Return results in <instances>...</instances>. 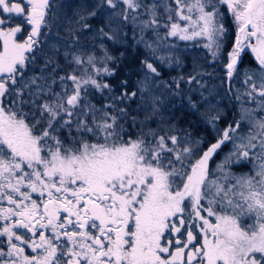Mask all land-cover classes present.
Wrapping results in <instances>:
<instances>
[{"label": "snow or ice", "instance_id": "obj_1", "mask_svg": "<svg viewBox=\"0 0 264 264\" xmlns=\"http://www.w3.org/2000/svg\"><path fill=\"white\" fill-rule=\"evenodd\" d=\"M118 3L124 7L107 16L110 30L119 32L130 22L139 28L137 43L150 55L159 50L158 30L165 27L167 36L205 39L203 47L213 60L224 56L229 34L223 7L235 25L234 43L224 56L225 78L231 81L241 71L242 54L250 51L257 67L242 70L244 95L256 107H246L237 96L240 118L217 129L218 139L202 154V141L194 146L187 136L175 134L172 125L124 139L127 133L119 120L126 110L117 109L116 102L138 93L142 99L149 96L156 87L157 67L148 58L142 60L146 71L136 90L129 93L128 81L122 80L125 90L100 107L88 99L89 87L113 93L112 85L97 79L114 74L107 67L114 58L106 50L102 57L72 53L70 63L76 69L69 75L56 77V64L48 76L25 79L42 29L50 32L58 18L52 0H0V12L9 16L0 18V264H264V116L258 115L264 112V0H100L87 15L77 12V23L89 29L84 21L96 16V9L103 10L104 4L116 9ZM13 15L23 16L31 27L23 42L16 39L20 26L4 27ZM149 30L156 34L155 42L145 40ZM98 32L115 38L103 28ZM52 49L58 52L59 46ZM54 63L48 58L45 69ZM201 75L190 76L188 83H199ZM57 80L59 92L52 87ZM174 82L178 87L179 81ZM25 90L33 104L50 97L38 106L41 119L33 116L34 123L16 100L5 104V97L19 98ZM211 95L201 97L209 111L215 109ZM201 101L188 99L197 111ZM158 102L152 99L153 112ZM219 119L217 114L207 122L216 128ZM242 122L249 125L245 136L237 134ZM61 129L68 130L70 143L60 138ZM227 143L233 150L210 169V160ZM233 157L235 162L251 160L252 171L232 173ZM245 219L252 223L245 224Z\"/></svg>", "mask_w": 264, "mask_h": 264}, {"label": "trees", "instance_id": "obj_2", "mask_svg": "<svg viewBox=\"0 0 264 264\" xmlns=\"http://www.w3.org/2000/svg\"><path fill=\"white\" fill-rule=\"evenodd\" d=\"M98 3H100L99 0H72L70 8L66 10L64 14L59 15L61 18L60 20L57 21L67 24V26H70L72 30L70 31L64 30L63 29L65 28L64 25L55 26V30L56 29L59 30L58 36L57 33H54L56 39L55 44L59 46V51L58 52L53 51L52 49L53 43L52 44L44 43L42 45L44 53H42L40 46L36 47L33 53L29 54L30 56L34 55L35 60L34 62L28 63L24 71L25 79H28L31 76H48V74L52 72V68L55 67L56 64H59V68H57V71L55 73L56 77L69 75L73 73V71L76 69V65L74 63H70L72 59L71 56L72 53L94 54L97 57H102L104 56L106 50L107 54L114 58L113 60L107 62V67L113 70L114 74L111 76L102 75L97 77V79L103 83H108L112 85L113 93H109L107 89L100 91L89 87L88 99L90 100V102L92 104H95L97 107L110 103L111 99H109L108 101L107 95L114 94L115 96L118 97L120 96L121 92L125 90L120 86V82L122 80L128 81L127 91L129 93L135 91L134 82L135 79L139 76V69L142 66L141 61L145 59L147 53L146 50L142 47L141 43H137V41L140 39L139 30H133L132 26L124 24L123 29L121 31L112 32L109 28L108 23L106 22L107 20V14L105 13L106 6H104L103 10L96 9L97 15L94 17H88V19L84 21V23L90 25L89 29H82L81 24L77 23L79 19V15H87V12H90L92 9H95L96 4ZM81 5H86V11L81 10ZM107 11H108V6H107ZM77 12L79 13V15L76 14ZM229 17L231 18L230 15ZM229 17L227 15V20L232 28V24L230 23ZM17 25L18 24L9 22L6 23L4 26L13 27ZM100 28H103L105 32H108L110 36H114L115 38L110 39L108 36H101L98 32V29ZM134 31L136 33L135 38L133 37ZM74 39H77L78 43H74L73 42ZM101 45H103V47H101ZM66 51L69 53V56L67 58L64 56V52ZM48 58H52L55 61V63L49 65L45 69L44 60L46 61ZM243 64L247 66L257 67L255 61L253 60V57L249 52L243 53L242 62L239 63L238 68ZM99 66H103L102 62ZM76 74L79 75L80 74L79 71H76ZM163 75L165 78H167L166 73H163ZM223 75H224V69H223ZM233 78L231 79L228 88L226 87L224 80L225 94L226 96H228V98L227 99L223 98L224 101L221 100V102H222V106H226L227 113L230 114V116L227 117L224 115L221 116L219 120H217L218 122L216 123V126L217 128L220 129H223V127L225 126L227 127V125L233 122L235 119V113L233 108L235 106V102L237 101V99L234 96V86H236L237 84H234L235 78L234 79ZM168 80H170V84L173 86H177V84L174 81H179L178 87L184 86V79L180 80V79H175L173 77L171 78L169 77ZM39 82L40 81H38V83ZM48 82L49 83L51 82V78H49ZM65 83L67 88L70 89L71 82L66 81ZM20 86L21 85L18 82L17 87ZM52 87H53V91L56 92L61 91V84L59 83L58 80L57 83L54 84ZM99 94H102V98L99 97ZM32 99L33 97L29 95L27 90H25L24 94L19 98L14 95L4 98L5 104H9L11 101L16 100L17 106L22 108L23 112L30 113L31 115L29 116L28 119L29 123L35 122L32 119L33 116L35 117V119H41V113L38 110V106L42 104L45 99H50V97L47 96L40 97L36 100L35 104L31 102ZM177 100H179L180 102ZM177 100L176 99L175 101L169 100L165 105L166 108L170 110H175V113L180 114L179 125L183 129V132L188 134L189 136H194L195 138L199 136L202 137V147H203L202 151L207 150V147L210 146L211 143L216 142V133L214 129L211 127L212 124L207 122L208 115L205 116L206 117L205 120L204 114L199 115L195 111H192L190 109L187 110L183 108L182 101L185 100L188 103V100L186 98L185 99L180 98ZM116 108L126 110V115L124 117L125 120L120 119L119 121L123 123H127L128 127L130 128L136 129V127L138 126L137 113L140 112L139 98L134 97L132 99H124L123 101H117ZM109 110H111V112L114 111L113 109H108V111ZM134 115L136 116L135 121L133 120ZM143 116H144V111L142 112V118ZM43 120L44 121L47 120V115H44ZM226 122L229 123L226 124ZM133 124H135L136 127ZM72 135H76L74 125H73ZM59 136L61 139L64 140L66 144L71 142V137L69 136V132L67 129H61ZM227 147L228 144L222 146V150H220L218 154H216L214 158L210 160L209 164H212L213 161H215L218 158L221 151H224ZM200 154H202V152ZM246 165H247L246 163H237L232 166V169L234 171H238L237 169H240V167ZM244 223L248 224L249 220L245 219ZM26 251H28V253L31 254L30 250L26 249Z\"/></svg>", "mask_w": 264, "mask_h": 264}, {"label": "rangeland", "instance_id": "obj_3", "mask_svg": "<svg viewBox=\"0 0 264 264\" xmlns=\"http://www.w3.org/2000/svg\"><path fill=\"white\" fill-rule=\"evenodd\" d=\"M17 2H20V0H17ZM145 2H151V0H145ZM171 2L172 0H169V3ZM71 3H72V0H52V4H53L52 11L56 13V16H58L57 21L60 20L61 18L59 15L64 14L66 10L70 8ZM104 6H106L105 13L107 14V16L112 12L121 11L124 7L123 4L118 3V7L116 8V10L108 7V11H107V5L104 4L103 8ZM159 11L163 13L162 8L159 9ZM221 11L225 12L226 19L224 23H225L226 28H228V33H229L228 36L226 37V48L224 49V56H226L227 51H230V48L234 41L235 28L233 27L234 24L232 23V20L229 17L230 14H227L226 10L223 7L221 8ZM227 15L229 17L230 23L232 24V28L227 20ZM0 18L8 20L9 16L8 14L0 12ZM142 18L146 19L147 17L145 16ZM10 22L14 24H18L17 26L21 27L22 33L17 34L16 39L18 42H23V40L27 38L28 32L31 31V27L26 24L23 16L13 15L10 19ZM165 22H166V14L163 15V18L161 19V24H164ZM180 23L183 26V22L181 21ZM57 25H62V26L64 25L65 26V28H63L64 30H69V31L72 30L70 26H67V24L65 23L57 22L56 26ZM127 25H130L133 28V25L130 22L127 23ZM13 27H16V26H13ZM115 27L116 25L115 23H113L111 25V28H115ZM5 28L7 29L8 27H5ZM133 30H139V28H135V29L133 28ZM57 32H59V30L57 29L55 30V27H53L50 32L47 28H43L42 35L40 36V43L36 47L40 46L42 53H44L42 45L44 43L55 44L56 39H55L54 33H57ZM167 32H168L167 28L165 27L159 28L158 30L159 37H160L159 50L156 52L155 56L150 55L149 50L144 47L143 43H141L142 47L147 52L145 58H148L149 62L153 63L154 66L157 67V71L159 75L154 78L156 81V87L152 89L149 96H146L143 99L139 93L136 96L137 98H139V104H140V108H139L140 112L137 113V125L138 126L136 127V125L133 124L136 127V129L128 127L127 123H123L121 121H119V124L123 127L124 132L127 133V135L124 136V139H128L129 136H131V138L134 139L142 131L147 132L149 129H158V128L166 129L169 125H172L175 130V134H178L181 137L187 136L189 139L193 141L194 146H196L195 142L198 140L202 141V137L199 136L195 138L194 136H189L188 134L184 133L183 129L179 125L180 114L175 113V110L167 109L165 105L167 104L169 100L175 101V99L177 100L180 98H184V99L186 98L188 100L189 97H191V99L192 100L194 99V101H201L202 96L209 97V93L211 92L212 95L210 97V100H211V103L215 105L214 110L209 111L208 106L205 105L202 101L199 105V111L192 109L188 105L187 101L185 100L182 101L183 108L187 110L190 109L192 111H195L199 115L204 114L205 120H206V117H205L206 115H208L207 118H209L210 116H215L217 114H219L220 117L224 115L229 117L230 114L227 113L226 106H222V102H221V100L224 101L223 98L225 99L228 98V96H226L225 94V86H224L225 77L223 75V65L227 63V60L224 59V56L219 57L216 60H213L211 53L208 51V49L203 47V44L206 43V40L203 38H197L195 40H182L179 38V36H167ZM43 33H48V35L46 36ZM144 38L147 41L155 42L156 34L152 32L151 30H149L145 33ZM161 56L165 57L163 61L159 59V57ZM45 62L46 61L44 60V63ZM246 67L255 68L253 66H247L245 64L239 67L241 71L235 74V77H234L235 78L234 84H237L236 86H234V96L236 97V99H237V96H240L241 100L244 101V105L246 107L255 108L256 107L255 103L252 101H249L247 97L244 95L247 86L243 82L244 75H243L242 70L245 69ZM144 71H146V69L142 68L141 66L139 69V76L135 79V82H134L135 90L137 88L136 82L142 78ZM197 72L203 73V75L197 77V80L199 81V83H196V82L188 83V78L192 75H195ZM163 73L167 74V78L164 77ZM169 77L170 78L173 77L175 79H180L181 77H183L184 86L177 88V86L171 85L170 80H168ZM161 81L165 83L161 84L160 83ZM201 85H203V87ZM71 89H72V84L70 85L69 92H71ZM111 95H107L108 101ZM99 97L102 98V94H99ZM153 98H158V101H159L155 112H153V109L151 107V101ZM241 100H237L235 102V106L233 108L234 113H235L234 121L240 118ZM145 101H147V103H145ZM143 111H144V116L142 118ZM109 112H111V110H109ZM258 115L264 116V112H259ZM133 118L136 119V116L134 115ZM122 120H125V119L122 118ZM217 122L218 121H216L215 123ZM228 123L229 122H226V124ZM211 127L214 129L216 133V140H217L218 139L217 129L223 130L226 126L223 127V129H220L217 127L214 128L212 125ZM248 131H249L248 123L242 122L241 127L240 129H238L237 134L240 136H245L248 133ZM160 134H163V133H160ZM227 144H228V147L224 151H221L218 158L215 161H213L212 164H209L210 169H215L217 164H219L223 160L225 154L233 150L232 143H227ZM198 147L201 150L200 151L201 153L202 148H203L202 143H200ZM233 161L234 162L230 165V171L234 173L235 175H242L245 173H250L252 171L251 160L249 161L241 160L239 162H235V157H233ZM237 163H246L247 165L240 167V169H237L238 171H234L232 169V166ZM248 220H249L248 224H251L252 220L251 219H248ZM2 223L3 222L0 221V224ZM17 234L23 235L24 231L18 230Z\"/></svg>", "mask_w": 264, "mask_h": 264}, {"label": "water", "instance_id": "obj_4", "mask_svg": "<svg viewBox=\"0 0 264 264\" xmlns=\"http://www.w3.org/2000/svg\"><path fill=\"white\" fill-rule=\"evenodd\" d=\"M234 28H235V25H234ZM234 40H235V36H234ZM233 43H234V41H233ZM232 47V46H231ZM249 53H250V51H248ZM251 54V53H250ZM243 55V54H242ZM251 56H252V54H251ZM253 57V56H252ZM253 60H254V57H253ZM255 61V60H254ZM256 63V62H255ZM223 69H224V67H223ZM224 77H226V73H225V70H224ZM229 83H230V81L229 80H227L226 78H225V84H226V87L228 88V86H229Z\"/></svg>", "mask_w": 264, "mask_h": 264}]
</instances>
